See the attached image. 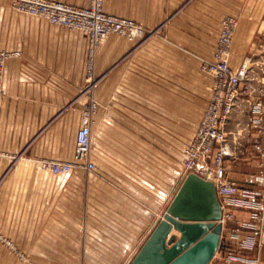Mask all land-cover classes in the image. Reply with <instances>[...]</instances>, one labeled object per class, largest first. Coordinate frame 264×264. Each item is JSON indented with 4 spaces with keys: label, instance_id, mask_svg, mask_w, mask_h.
Here are the masks:
<instances>
[{
    "label": "crops",
    "instance_id": "crops-1",
    "mask_svg": "<svg viewBox=\"0 0 264 264\" xmlns=\"http://www.w3.org/2000/svg\"><path fill=\"white\" fill-rule=\"evenodd\" d=\"M103 8L147 29L165 27L144 41L110 35L100 42L94 74L107 78L86 99L96 103L94 168L54 174L39 162L73 157L88 40L0 0V50L19 53L5 63L0 93V234L16 251L0 241V264L131 262L185 177L178 156L206 106L204 90L191 91L189 77H210L199 66L212 59L225 16L238 22L230 64L237 69L246 59L250 67L251 129L225 161L227 178L241 192L224 212L239 225L224 222L209 264H222L219 252L240 240L245 246L235 264H264V137L254 123L264 114V0H103ZM167 130L175 131L169 139L177 164L159 150Z\"/></svg>",
    "mask_w": 264,
    "mask_h": 264
},
{
    "label": "built area",
    "instance_id": "built-area-1",
    "mask_svg": "<svg viewBox=\"0 0 264 264\" xmlns=\"http://www.w3.org/2000/svg\"><path fill=\"white\" fill-rule=\"evenodd\" d=\"M15 9L30 16H36L48 22L83 33L88 40L87 77L92 76V57L98 43L109 34H120L126 37L141 35L142 27L132 22L114 17L102 9V0H91L86 7L70 5L56 0H12ZM237 19L225 16L220 22L216 46L212 60H203L200 69L211 77L210 92L204 112L197 124L193 136L184 147L180 164L183 174L193 173L203 179L213 182L217 196L222 207L223 225L225 221H233L239 225L232 212H224V207L232 203L233 197L241 192L234 180L227 178L225 161L233 157L234 140L228 137L226 123L240 96V87L248 77L250 70L246 59L237 69L230 64L231 49ZM11 55L18 56V52L0 51V60ZM1 62V61H0ZM262 103H255V109H260ZM96 108V103L91 99L81 110L80 126L76 133L73 157L69 161L42 160L39 165L42 169L50 170L54 174H61L71 169H84L91 171L94 164L89 159L91 147V115ZM256 130L264 137V114L259 111V116L254 120ZM259 172V179L264 182V161ZM248 198L253 199L255 191H247ZM264 199V197H263ZM252 215L261 216L260 211H253ZM245 225L246 223H242ZM238 227H234V231ZM1 241L11 249L12 244L0 237ZM220 246V244H219ZM243 240L234 247H224L219 252L222 264H235L239 253L244 248ZM219 249V248H218ZM217 253V252H216Z\"/></svg>",
    "mask_w": 264,
    "mask_h": 264
},
{
    "label": "water",
    "instance_id": "water-1",
    "mask_svg": "<svg viewBox=\"0 0 264 264\" xmlns=\"http://www.w3.org/2000/svg\"><path fill=\"white\" fill-rule=\"evenodd\" d=\"M215 185L187 174L129 264H209L222 233Z\"/></svg>",
    "mask_w": 264,
    "mask_h": 264
},
{
    "label": "rangeland",
    "instance_id": "rangeland-1",
    "mask_svg": "<svg viewBox=\"0 0 264 264\" xmlns=\"http://www.w3.org/2000/svg\"><path fill=\"white\" fill-rule=\"evenodd\" d=\"M9 1H10L11 7L14 10H16L15 7L13 6L12 0H9ZM90 1L91 0H89V3L86 6H88L90 4ZM86 6H84V7H86ZM79 7H81V6H79ZM102 9H103V11L105 13H107L104 10V8H103V0H102ZM107 14H109V13H107ZM109 15H112V16L118 17V18L126 19V20L132 22V24L142 27V29H143L142 34L141 35H136V36H133V37H126L125 35L114 34V33H111V34L108 35V36L116 35V36H119V37H123V38H125L126 40H128L130 42L144 41V40H146L147 38H149V37H151L153 35H156V34L158 35V33L161 30H163V28L165 27V22H163L160 25H158L157 27H155L154 29H147L144 25L136 22L135 20H133L131 18L120 17V16H116V15H113V14H109ZM61 27H63V26H61ZM69 30H71V29H69ZM72 31H74V30H72ZM107 37H105V38H107ZM105 38H103V39H105ZM100 42L98 43V46H99ZM87 50H88V43H87ZM0 51H5V50H0ZM8 58H6L4 60H0L1 61L0 62V93L2 92V89H3L4 68H5V63H6ZM212 59H213V56H212ZM88 60H89V57H88V51H87L86 52V58H85L84 83H83V85H82V87H81V89L79 91V96L81 97V100L83 102V107L86 105L87 97H91V93L94 90H96L99 87V85L107 78V77H98V76H95V74H94L95 52H94V55L92 57V65L93 66H92V70L91 71H92V76L93 77H87L88 71H89V69L87 67V61ZM189 78H190V81H189L190 90L191 91H194V90L197 91L199 89L201 91V93L204 90L205 100H206V104H207V101H208V98H209L211 80H212L211 77H189ZM250 78L251 79L242 82L241 87H240V96H239V98L237 100V103H236L232 113L230 114V117H229L230 120L228 119L227 123H226V125H227L226 126V131L229 133L228 137L230 139H234L233 148H234V150L236 152L238 151L239 148H241V145H242L241 141H240V138H243L246 134H249L250 129H251L250 128V124H249L250 123L249 116L251 114L250 106L252 105V103H251L250 95H251V92H252V89H253V87H252V82L253 81H252V77H250ZM159 79H163L164 80L165 77H159ZM115 80H116V77H115ZM159 82H160L159 83V87L162 86L163 88H165V86H164L165 82H163V81H159ZM231 115H232V117H231ZM190 126L192 127V124ZM189 132L192 133V130H189ZM164 133H165V137H166V140H165L166 144L159 145V150L162 153H164L165 155H167V156H169L171 158L174 157V159H175L174 163L177 164V162H176V160H177L176 159L177 158L176 147L173 144H170V142L172 141V138H174L175 131L167 130V131H164ZM169 136L172 137V138L169 139ZM178 157H179V161H180L181 155H179ZM0 237H2L3 239H6L1 234H0ZM6 240L9 241L8 239H6ZM0 241H1V239H0ZM1 242L5 245V247L10 248V247H8L5 244L4 241H1ZM14 251H15V249H14Z\"/></svg>",
    "mask_w": 264,
    "mask_h": 264
}]
</instances>
